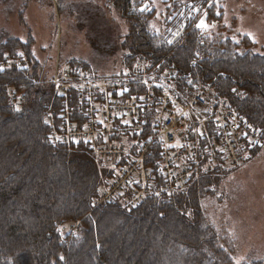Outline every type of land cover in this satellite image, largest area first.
<instances>
[{"label":"trees","instance_id":"obj_1","mask_svg":"<svg viewBox=\"0 0 264 264\" xmlns=\"http://www.w3.org/2000/svg\"><path fill=\"white\" fill-rule=\"evenodd\" d=\"M198 1L204 8L200 21L169 45L149 28L150 7L143 9L139 0H112L130 22L124 66L131 70L136 57L145 55L156 71L174 69L170 89L181 101L190 84L200 81L264 139V45L252 35L218 28L222 15L214 12L213 1ZM209 18L215 21L210 26ZM31 41L0 33V264H264V251L243 249L233 225L219 232L205 218V188L227 169L218 164L203 171L202 154L199 167L194 165L199 173L184 189L167 193L158 179L135 207L119 201L95 207L97 190L110 172L89 145L49 140L52 131L60 132L63 110L69 121H85L83 94L70 89L58 95L51 82L40 84ZM142 87L132 86L131 92ZM206 127L211 135L212 124ZM191 139L200 153L207 140L195 133ZM261 150L264 143L250 148L249 155ZM159 152L155 144L146 157L156 174Z\"/></svg>","mask_w":264,"mask_h":264},{"label":"built area","instance_id":"obj_2","mask_svg":"<svg viewBox=\"0 0 264 264\" xmlns=\"http://www.w3.org/2000/svg\"><path fill=\"white\" fill-rule=\"evenodd\" d=\"M54 69L51 83L58 95L70 89L83 94L85 121H69L63 110L60 132L52 131L49 140L89 145L99 164L110 172L97 190L95 207L115 201L135 207L156 188L158 179L167 193L184 189L197 172L194 165L199 167L200 154L205 157L203 170L218 164L236 168L245 162L250 148L264 143L259 130L200 81L191 83V91L179 100L170 89L175 70L156 72L143 55L119 77L84 79L69 67ZM139 85L142 92L132 93L131 87ZM207 123L212 124L211 135ZM192 133L200 141L207 140L200 153L196 139L190 140ZM155 144L160 146L157 174L146 164Z\"/></svg>","mask_w":264,"mask_h":264},{"label":"rangeland","instance_id":"obj_3","mask_svg":"<svg viewBox=\"0 0 264 264\" xmlns=\"http://www.w3.org/2000/svg\"><path fill=\"white\" fill-rule=\"evenodd\" d=\"M165 1L139 0V4L151 8L149 28L157 33L163 32L162 21L172 5ZM212 1L214 12L222 15L218 28L252 35L264 45V0ZM212 22L209 18L205 24L210 26ZM129 25L112 0H0V33L21 41L32 40L31 54L40 66V84L52 78L56 65L69 67L84 79L124 76L127 51L123 45ZM226 171L205 188L207 194L201 199L205 218L219 232L233 225L241 247L261 254L264 150Z\"/></svg>","mask_w":264,"mask_h":264},{"label":"flooded vegetation","instance_id":"obj_4","mask_svg":"<svg viewBox=\"0 0 264 264\" xmlns=\"http://www.w3.org/2000/svg\"><path fill=\"white\" fill-rule=\"evenodd\" d=\"M167 2H170L166 0ZM165 1V2H166ZM204 10L203 4L198 0H186L182 3L172 4L171 8H167L166 19L162 21L164 38L170 45L175 44L186 32H190V28L193 24L200 21L201 13ZM184 27V31L180 37L173 41L174 36L181 32V28Z\"/></svg>","mask_w":264,"mask_h":264},{"label":"water","instance_id":"obj_5","mask_svg":"<svg viewBox=\"0 0 264 264\" xmlns=\"http://www.w3.org/2000/svg\"><path fill=\"white\" fill-rule=\"evenodd\" d=\"M184 27H185V25L180 29L181 32L178 35L174 36L173 41H175L178 37H180L182 35V33L184 31ZM168 44L170 45V43H168Z\"/></svg>","mask_w":264,"mask_h":264},{"label":"bare ground","instance_id":"obj_6","mask_svg":"<svg viewBox=\"0 0 264 264\" xmlns=\"http://www.w3.org/2000/svg\"><path fill=\"white\" fill-rule=\"evenodd\" d=\"M143 56H145V55H143ZM145 58L147 59V57L145 56ZM148 60V59H147Z\"/></svg>","mask_w":264,"mask_h":264},{"label":"snow or ice","instance_id":"obj_7","mask_svg":"<svg viewBox=\"0 0 264 264\" xmlns=\"http://www.w3.org/2000/svg\"><path fill=\"white\" fill-rule=\"evenodd\" d=\"M201 26H204V25H203V22H202Z\"/></svg>","mask_w":264,"mask_h":264}]
</instances>
